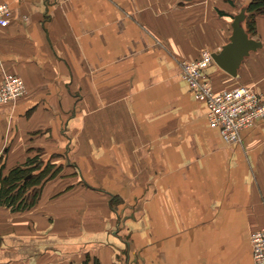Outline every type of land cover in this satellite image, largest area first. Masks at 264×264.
I'll return each mask as SVG.
<instances>
[{"label":"crops","instance_id":"crops-1","mask_svg":"<svg viewBox=\"0 0 264 264\" xmlns=\"http://www.w3.org/2000/svg\"><path fill=\"white\" fill-rule=\"evenodd\" d=\"M248 2L0 0V66L25 85L0 104L1 174L60 167L32 208L0 206V264H253L264 119L226 144L178 64L220 51ZM254 29L235 77L204 69L214 92L264 95Z\"/></svg>","mask_w":264,"mask_h":264},{"label":"built area","instance_id":"built-area-1","mask_svg":"<svg viewBox=\"0 0 264 264\" xmlns=\"http://www.w3.org/2000/svg\"><path fill=\"white\" fill-rule=\"evenodd\" d=\"M12 12L8 5L0 4V27H6ZM212 62L211 54L203 52L193 61H179L181 78L187 83L197 101L206 106V117L216 127L226 144L240 142V133L264 119V95L251 87H237L216 93L204 74ZM25 94L23 80L4 72L0 82V104H14ZM253 264H264V224L250 236Z\"/></svg>","mask_w":264,"mask_h":264},{"label":"trees","instance_id":"trees-1","mask_svg":"<svg viewBox=\"0 0 264 264\" xmlns=\"http://www.w3.org/2000/svg\"><path fill=\"white\" fill-rule=\"evenodd\" d=\"M245 13L243 27L248 36H253L255 33L254 17L264 15V0H249L245 6ZM36 159H29L25 164L10 169L5 176H2V167H0V206L12 212H20L35 205L42 187L41 183L55 177L60 171V167L54 169V166L47 163L45 169L33 174L38 168V165L32 166L36 163ZM30 192L32 196L29 195ZM93 264H98L96 259L93 260Z\"/></svg>","mask_w":264,"mask_h":264},{"label":"water","instance_id":"water-1","mask_svg":"<svg viewBox=\"0 0 264 264\" xmlns=\"http://www.w3.org/2000/svg\"><path fill=\"white\" fill-rule=\"evenodd\" d=\"M245 18V8H242L233 17L231 23L232 32L228 43L220 51L211 54L213 62L232 77L236 76L237 70L244 58L262 47L261 42L250 38L246 33L243 27Z\"/></svg>","mask_w":264,"mask_h":264},{"label":"rangeland","instance_id":"rangeland-1","mask_svg":"<svg viewBox=\"0 0 264 264\" xmlns=\"http://www.w3.org/2000/svg\"><path fill=\"white\" fill-rule=\"evenodd\" d=\"M3 71H4V72H7V71L3 70V69L1 68V66H0V74H1V77H2V73H3ZM7 73H9V72H7ZM10 74H11V73H10ZM17 101H18V100H17ZM17 101H16V102H17ZM16 102H15V103H16ZM15 103H14V104H15ZM2 105H3V104H2ZM10 105L12 106L13 104H10ZM45 168H46V166L43 165L42 169H45ZM29 195L32 196V192H30Z\"/></svg>","mask_w":264,"mask_h":264}]
</instances>
